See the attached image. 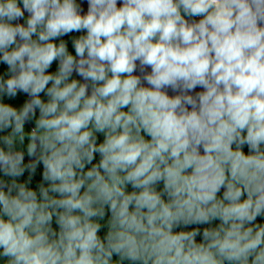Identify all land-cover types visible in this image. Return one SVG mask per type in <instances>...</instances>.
Segmentation results:
<instances>
[{"label":"clouds","instance_id":"9594fccd","mask_svg":"<svg viewBox=\"0 0 264 264\" xmlns=\"http://www.w3.org/2000/svg\"><path fill=\"white\" fill-rule=\"evenodd\" d=\"M0 264H264V0H0Z\"/></svg>","mask_w":264,"mask_h":264},{"label":"trees","instance_id":"16d2710c","mask_svg":"<svg viewBox=\"0 0 264 264\" xmlns=\"http://www.w3.org/2000/svg\"><path fill=\"white\" fill-rule=\"evenodd\" d=\"M39 179H40V177H39V170H38L37 175L33 178L34 182L32 184H30V187H35V184H36V182L39 181ZM129 190H131V188H129ZM53 226L55 227V225H53ZM193 227H195V226H193ZM176 230L179 231L180 229H176ZM199 240H200V237H197V241H199Z\"/></svg>","mask_w":264,"mask_h":264},{"label":"water","instance_id":"95a60500","mask_svg":"<svg viewBox=\"0 0 264 264\" xmlns=\"http://www.w3.org/2000/svg\"><path fill=\"white\" fill-rule=\"evenodd\" d=\"M118 6H119V4H118ZM85 10H86V4H85ZM201 89H197V91H200Z\"/></svg>","mask_w":264,"mask_h":264},{"label":"flooded vegetation","instance_id":"af4514ba","mask_svg":"<svg viewBox=\"0 0 264 264\" xmlns=\"http://www.w3.org/2000/svg\"><path fill=\"white\" fill-rule=\"evenodd\" d=\"M79 2V1H78Z\"/></svg>","mask_w":264,"mask_h":264}]
</instances>
